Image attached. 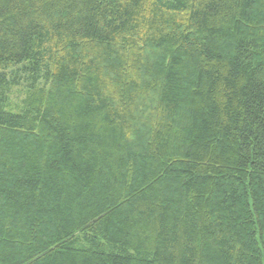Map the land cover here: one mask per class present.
I'll use <instances>...</instances> for the list:
<instances>
[{
  "label": "trees",
  "instance_id": "obj_1",
  "mask_svg": "<svg viewBox=\"0 0 264 264\" xmlns=\"http://www.w3.org/2000/svg\"><path fill=\"white\" fill-rule=\"evenodd\" d=\"M0 264H264V0H0Z\"/></svg>",
  "mask_w": 264,
  "mask_h": 264
},
{
  "label": "rangeland",
  "instance_id": "obj_2",
  "mask_svg": "<svg viewBox=\"0 0 264 264\" xmlns=\"http://www.w3.org/2000/svg\"><path fill=\"white\" fill-rule=\"evenodd\" d=\"M22 97H23V96H19V95H17V94H14V95L12 96V101H13V102H18L20 99H22Z\"/></svg>",
  "mask_w": 264,
  "mask_h": 264
}]
</instances>
